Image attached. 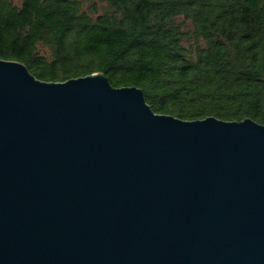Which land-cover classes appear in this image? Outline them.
<instances>
[{
    "label": "water",
    "instance_id": "water-1",
    "mask_svg": "<svg viewBox=\"0 0 264 264\" xmlns=\"http://www.w3.org/2000/svg\"><path fill=\"white\" fill-rule=\"evenodd\" d=\"M0 264H264V125L0 59Z\"/></svg>",
    "mask_w": 264,
    "mask_h": 264
},
{
    "label": "trees",
    "instance_id": "trees-1",
    "mask_svg": "<svg viewBox=\"0 0 264 264\" xmlns=\"http://www.w3.org/2000/svg\"><path fill=\"white\" fill-rule=\"evenodd\" d=\"M0 59L104 73L159 114L264 125V0H0Z\"/></svg>",
    "mask_w": 264,
    "mask_h": 264
}]
</instances>
